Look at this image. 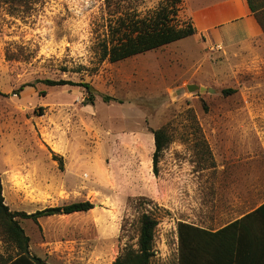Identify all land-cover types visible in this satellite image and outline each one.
<instances>
[{
    "label": "rangeland",
    "instance_id": "rangeland-1",
    "mask_svg": "<svg viewBox=\"0 0 264 264\" xmlns=\"http://www.w3.org/2000/svg\"><path fill=\"white\" fill-rule=\"evenodd\" d=\"M219 1L184 0L179 19ZM250 1L264 33V0ZM172 2L0 0L5 204L28 214L95 205L20 221L31 255L115 264L137 248L142 213L158 222L155 255H177L181 222L215 230L264 203V34L230 26L222 47L195 34L120 62L101 59L113 17H148ZM157 130L170 143L155 172ZM16 254L0 230V257Z\"/></svg>",
    "mask_w": 264,
    "mask_h": 264
},
{
    "label": "trees",
    "instance_id": "trees-1",
    "mask_svg": "<svg viewBox=\"0 0 264 264\" xmlns=\"http://www.w3.org/2000/svg\"><path fill=\"white\" fill-rule=\"evenodd\" d=\"M183 3L184 0H173L170 10L166 7L148 17H140L136 14L113 17L109 23V31L101 42V59L116 63L159 49L183 38L194 36L196 29L191 18L186 22L179 19V12ZM251 8L255 13L256 10ZM49 83L51 85H77L71 82L56 83L49 81ZM81 86L90 92V87L87 84H81ZM227 92L224 91V94ZM104 100L107 103L111 101L120 102L108 96H104ZM154 138L153 166L154 171L157 172L159 159L168 147L170 139L164 130L155 131ZM60 160L62 162V159ZM94 208L93 203L85 201L47 208L31 214L12 211L5 204L0 175V230L17 253L15 257L9 259L0 257V264H50L40 257L30 254V238L26 235L20 221L38 222L41 218L87 213ZM157 226L158 222L152 215L142 213L139 217L137 248H127L122 254L124 256L117 258L115 264H151L155 255L154 241ZM183 227L191 231L189 238L192 243L199 244L198 240L201 235L211 237V243H217L219 247L218 255H224L228 264H247L249 256L253 257V246L256 249L254 264H264V204L216 233H209L196 227L181 224L179 226L180 249L183 246ZM251 234L254 239L250 237Z\"/></svg>",
    "mask_w": 264,
    "mask_h": 264
},
{
    "label": "crops",
    "instance_id": "crops-1",
    "mask_svg": "<svg viewBox=\"0 0 264 264\" xmlns=\"http://www.w3.org/2000/svg\"><path fill=\"white\" fill-rule=\"evenodd\" d=\"M251 3L252 1L250 0H223L212 5H201L197 10L191 12H189L187 8V11L196 29V35L205 34L216 42L217 47H222L226 36L229 34L228 28H230V26H242L248 29L251 35L255 37L264 34L262 26L256 18V13L252 11ZM262 204L264 203H261L254 210L259 208ZM239 219L241 218H237L215 230L210 229L209 226L206 228L198 227L186 221L181 223L183 225L205 230L209 233H216ZM190 232L188 228L183 227V246L181 249L178 234L177 255H154L152 260H158L162 264H228L224 255H218L219 247L217 243H211V237L201 235L198 240L199 244H196L190 242ZM250 237L254 239L252 234ZM252 248L253 257L249 256L247 264H254L256 260L254 256L256 249L254 246Z\"/></svg>",
    "mask_w": 264,
    "mask_h": 264
},
{
    "label": "water",
    "instance_id": "water-1",
    "mask_svg": "<svg viewBox=\"0 0 264 264\" xmlns=\"http://www.w3.org/2000/svg\"><path fill=\"white\" fill-rule=\"evenodd\" d=\"M188 89H189V91H195V90L205 91L206 90L205 88H202V87L200 88L198 86H193V85L188 86ZM90 91L94 92L96 90H94L92 87H90ZM209 92H212V90H209Z\"/></svg>",
    "mask_w": 264,
    "mask_h": 264
}]
</instances>
